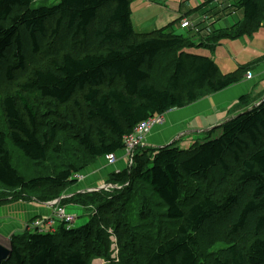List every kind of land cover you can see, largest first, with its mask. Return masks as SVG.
<instances>
[{"label": "trees", "instance_id": "1", "mask_svg": "<svg viewBox=\"0 0 264 264\" xmlns=\"http://www.w3.org/2000/svg\"><path fill=\"white\" fill-rule=\"evenodd\" d=\"M32 1L0 0V87L17 83L20 88L2 100L7 131L0 129V187L22 194L21 199L35 192L33 199L58 201L57 208L75 204L101 210L79 224L76 219L69 226L62 222L54 232L26 227L1 264H88V257L107 258L112 233L107 221H117L118 228V221L129 218L150 222L153 208L161 209L160 220L173 228H158L157 236L151 224L144 227L150 230L144 233L148 248L141 253L142 264H264V101L248 111L245 104L219 125L220 132L212 129L186 148L175 143L136 147L128 167L106 178L114 187L68 198L61 190L76 184L79 172L97 158L125 150L124 137L142 122L241 82L253 63L224 73L210 56L184 49L207 46L212 51L222 39L256 32L264 0H234L225 9L217 8L221 3L216 0L212 11L203 12L210 15L209 25L203 19L194 22L187 27L189 36L175 33L177 20L136 32L134 0H59L38 7ZM236 10L241 16L234 24L212 27L217 13ZM202 24L210 30L200 36ZM28 94L36 95L41 106L83 107L86 124L68 111L43 122L47 111ZM62 132L66 137L58 139ZM8 142L36 168L51 158L65 161L26 177L12 162ZM4 192L0 205L8 203L5 198L15 199ZM115 199L123 211L114 207Z\"/></svg>", "mask_w": 264, "mask_h": 264}, {"label": "crops", "instance_id": "2", "mask_svg": "<svg viewBox=\"0 0 264 264\" xmlns=\"http://www.w3.org/2000/svg\"><path fill=\"white\" fill-rule=\"evenodd\" d=\"M226 2H231L234 0H225ZM205 0H196V6L194 7L195 10L188 12L187 14H183L178 12V15H175L176 12H173L171 16L167 17V21H171L174 17L176 18L177 22L174 24V30H186L187 35L189 36L190 32L187 28L180 27V16H185L190 21H200L201 20V13L211 10L214 6L213 2H209L207 4L204 3ZM157 4V3H155ZM200 7L199 9H196ZM231 10V9H230ZM179 11V10H178ZM132 13V12H131ZM241 16L240 10L233 11L231 14L229 11L219 12L217 13V21L213 24L212 27L218 29L220 27H227L234 22H236ZM171 17V18H170ZM169 19V20H168ZM133 23V20L131 18ZM142 20L137 21L136 25H140ZM162 21V20H161ZM163 23V22H161ZM145 27L146 24H144ZM137 26L133 28L136 31ZM141 27V26H139ZM158 25L155 23L150 28H137L138 33L149 32L152 30H156ZM206 24L200 25V36L208 33L210 30L209 28H205ZM262 27V32L258 33ZM211 28V27H210ZM264 18L260 22L259 28L256 32L252 33L250 38H255L253 35L258 33V38L261 40V44L257 48H250L252 46L251 43L246 50L249 52V56L244 60L243 63H253L255 67L249 71L251 75L250 78L244 77V79L236 83L235 85L226 88L223 91L206 94L201 99L181 108V109H174L167 112L164 115V123L158 127L157 129L153 130L148 137L144 139V145L151 146V147H158L162 145H167L170 140L175 139L177 137V144L182 148L188 147L192 144L195 140H203L207 136V132H210L214 129L215 132H220L218 128L220 124L224 121L228 120L231 116L236 115L241 110L245 108V104L250 107V105L254 104L255 102L259 101V99L264 97V59L261 57L264 55ZM181 33V31H179ZM257 36V35H256ZM246 46V45H245ZM216 47V46H215ZM214 47V49H215ZM202 47L198 46L195 49V46L187 47L184 50L191 53H200L201 55L210 56L215 62L214 55L207 54L204 51L200 50ZM213 49V50H214ZM216 50V49H215ZM225 59H228L226 56ZM229 63H232L235 67L242 64L238 63L237 60H231ZM217 64V62H216ZM218 65V64H217ZM219 67V65H218ZM221 70V68L219 67ZM233 69V68H232ZM235 70V68H234ZM222 71V70H221ZM233 71V70H232ZM226 73V72H224ZM248 73V72H247ZM246 98H245V97ZM245 99V103L241 102V99ZM258 99V100H256ZM256 100V101H254ZM253 101V102H252ZM116 160L113 163H108L104 157L97 158L91 166L85 169L83 172H80V176L78 178V182L73 186V190L69 189L65 196L89 191L84 190L85 188L88 189L89 187L95 188V186L99 187H107L106 178L111 172L122 170L128 167V159L125 155V150H119L115 154ZM91 171L87 173L86 171ZM83 173V174H82ZM91 178V179H90ZM90 179L88 182L87 180ZM87 181V184L83 182ZM106 183V185H104ZM70 186V187H72ZM109 186V185H108ZM77 189V190H76ZM96 189V188H95ZM76 190V191H75ZM91 190V189H90ZM71 191V192H70ZM70 192V193H69ZM64 197V195L62 196ZM61 197V198H62ZM5 210L7 213L5 215L0 216V231L9 232L11 231H21L24 228V225L27 224L28 221H32L34 218L39 217L43 218L46 216H53L57 210V203L52 202H39L32 198L30 202L22 204V201L18 202H11L7 203L5 206ZM81 207V206H80ZM65 210L70 213H76L77 217L80 214L79 206H67ZM77 219V218H76ZM81 219L80 217L78 218ZM29 223V222H28ZM21 228V229H20ZM13 230V231H12Z\"/></svg>", "mask_w": 264, "mask_h": 264}, {"label": "rangeland", "instance_id": "3", "mask_svg": "<svg viewBox=\"0 0 264 264\" xmlns=\"http://www.w3.org/2000/svg\"><path fill=\"white\" fill-rule=\"evenodd\" d=\"M58 1L59 0H33L32 6L33 7L50 6V5L56 4ZM214 1H216V0H212V1H206L205 0L204 3L207 4L209 2H214ZM218 2L221 4H218L217 8H219L220 5H222V7H224V9L227 7V5H226L227 2H225V0H218ZM155 3H157V4H155ZM195 6H196V0H134L131 2V12H132L131 18L133 20L132 25L134 24V26H137L135 28L136 31H137V28L138 29L147 28V27L150 28L155 23L158 25L157 29H160V28H163V27L169 25L171 22H176L175 17L171 21H167V17L171 16V14L173 12H176V13H175V15H172V17L178 15V12L183 13V14H187L188 12L192 11V9H194ZM209 16L206 13H201V19L206 21L205 23L207 25H209V23H210ZM180 18L181 19H188L185 16H180ZM139 20H142L140 25H136L137 21H139ZM161 22H163V23H161ZM190 22H191V26H192V24L196 21L191 20ZM144 24H146L147 27H145ZM139 26H141V27H139ZM179 31H181V33H183V34L187 33L186 30H179ZM179 31H176L175 33H178ZM261 32H262V27H260V30L258 33H261ZM258 33H255L253 35L255 38H253V37L250 38L249 35H242L241 37L235 38V39H222V40H220V43L215 47L216 50L214 49L211 51L207 46H201L202 48L200 50L204 51L205 53H207L209 55L213 54L214 59L216 60L219 67L221 68L222 72H226V73L231 72L232 70H234V68H236V65L234 67V65L232 63H229V61L237 60L238 63L245 62L244 60H246V58L249 56V52L246 50V47H248L249 44L251 43L252 46H249L250 48H252V47L257 48L261 44V40H259V38H258ZM196 47H198V46H195V49H196ZM198 54H200V53H198ZM225 56L228 59H225L224 58ZM247 74H246L247 78L251 77V76H247ZM19 90H20V88H19L17 83L11 89L6 88V87H0V129L7 131L5 116H4L3 108H2L3 97L6 95H11V94L16 95L17 91H19ZM203 96H205V94H202L199 97V99H201ZM28 98L37 107H39V109L41 108L43 111H47L46 115H44L45 118H42L43 122H50L48 120V118L58 119V116H61L60 113L63 114V112L68 111L67 113L70 114L69 116H74L79 122H81L83 124L85 123V113H84L83 107L75 109L74 107L72 108L71 105H68L65 107H57V106H54L52 104H48V105L43 104L41 106L40 99L36 95L28 94ZM261 99H259V101ZM256 100H258V99H256ZM256 100H254V101H256ZM259 101H257V102H259ZM257 102H255V103H257ZM70 109H71V111H70ZM43 111L39 112V114H41L40 116H42ZM53 123H54V121H53ZM160 126L161 125L151 126L149 130L144 132L143 136L148 137L149 134H151V132H153V130L157 129ZM216 133H218V132H215L214 134H216ZM65 137L66 136L62 132V135L59 134L57 138L63 139ZM177 137H175V139L170 140L168 144H171V143L177 144L178 143L176 141ZM141 145L144 146L143 140L137 144V147H139ZM65 146H66V144H65ZM7 148L11 153H13V161L12 162H14V163L16 161L18 162V167H19L20 173L26 177H28L30 175V173H33L34 175H38V174L42 175L46 172L45 169H46L47 165H50V166L59 165V164L61 165V160L65 161L64 157H62L60 160H59V158H51L49 164H48V161H45L42 164L40 163V166H38L36 168L34 164L24 160V157L22 158L21 154H19L16 150H14L12 148L10 142H8ZM78 154H80V153H78ZM80 155H82V154H80ZM73 156H74V153H73ZM90 166H91V164H89L84 169H87ZM83 170H81V171L83 172ZM86 172L90 173L91 171H89V169H88V171H86ZM90 179H88L87 181L90 182L89 181ZM87 181H84L83 183L87 184L86 183ZM106 183H108L107 180H106ZM106 183H104V185H106ZM106 186H107L106 188L104 187L105 189H108L110 187H114L110 184H109V186L108 185H106ZM101 187L95 186L96 189L95 188L92 189L93 187H89L88 189L85 188L84 190H89V191L95 190V191H97V190H100ZM69 189L73 190L74 188L72 186V187H65V188L61 189L63 191V195H64L63 198H68L70 196V195L65 196V194L68 193L67 191ZM5 190H8V189H4V188L0 187V193L4 192ZM117 191H119V189H115L113 192H109V193H111L110 195H113ZM4 194H15L14 201H12V200L9 201L7 198H5L6 201H8V203H11V202H18L19 203V201H22V204L30 202L32 200L31 196L36 195L35 192L28 193L29 197H24L23 199H21L19 197H21L22 194L12 193L11 191L10 192H8V191L4 192ZM57 202H55V203H57ZM53 203H54V201H53ZM112 203H113L114 207H119V209H117L118 212H120L121 209L123 211L122 204H120L121 202H119V204H117L118 202L115 199V203H114V201H112ZM68 204L69 203H67V205ZM71 205L76 206L75 204H71ZM109 205L110 204H106L105 208H108ZM5 206H7V202L6 203L2 202V204L0 205V216L5 215V213H7V210H5V208H6ZM69 206L70 205H68V207ZM94 206L95 205L87 206L86 208L85 207H79L80 208V211H79L80 214H78V217L76 219V221L78 222L77 224H79L82 221L83 222L86 221L88 219V217H92L96 213L97 210L98 211L101 210L100 207H99V209H96ZM65 207H67V206H65ZM135 208L138 209L137 206ZM110 209H112V207ZM153 210H154V213H153V215L150 216V218H151L150 222H148V220H146V219H145L146 222H143V220L135 221L134 219L129 218V221L127 220V222H125L124 220L118 221V223H120L119 228H118L116 226L117 221H110V222L107 221V228L109 227L108 229L112 230V233H110L111 237H109V240L106 244V246L108 247V253H109L106 255H108V257L105 258V256H102L105 254H101V255L97 254L98 255L97 257H92V258L88 257V264H142V262L140 261L141 260L140 257H142L141 253H144L145 248H148L147 247L148 246V240L146 237L147 234H144V233L146 231L150 230V228L147 229L144 227H146V225L150 226V224H151V229L154 232L153 235L155 234L157 236L159 235V233H161L160 230L158 232V228L159 229L161 228V231H163V232L168 231V230L170 231L173 228L171 226L172 224L170 222H167L166 220L165 221L160 220L162 217V210L161 209H159V208L154 209L153 208ZM85 214H88V216H86ZM124 214L127 215L126 210H124ZM48 217H50V216H48ZM79 217L81 218L80 220L78 219ZM38 218L39 217H36L33 220L35 221ZM110 218L111 219L113 218L112 215ZM105 219H106V215H105ZM32 221H28L29 223L27 222V224L24 225L23 230L26 229V227L30 229V223ZM94 223L96 226V223H97L96 218L94 220ZM136 223L139 225L134 226V224H136ZM23 230H21V231L16 230L12 233H11V231H9V232L0 231V244L4 245L7 248L11 247V244L13 241L17 242V244H18L20 238L24 236ZM152 231H150V233L148 234V237H149V235L152 234ZM117 232L119 235H115V233H117ZM20 233H22V234H20ZM150 241L151 240H149V245L151 244ZM102 250H104V249H102ZM140 251H142V252H140ZM97 253H102V252L98 251Z\"/></svg>", "mask_w": 264, "mask_h": 264}, {"label": "built area", "instance_id": "4", "mask_svg": "<svg viewBox=\"0 0 264 264\" xmlns=\"http://www.w3.org/2000/svg\"><path fill=\"white\" fill-rule=\"evenodd\" d=\"M180 26L181 28H187L191 26V22L188 19H183L180 22ZM247 76H251V75L248 73ZM163 123H164L163 115L155 116L139 124L135 128L132 134L124 137V141L126 144L125 155L129 163L131 162V157L137 147V144L141 142L142 140L144 141L145 139V137L143 136L144 132L149 130L150 127L153 125H162ZM105 159L110 164L116 160V157L115 155L110 154V155L105 156ZM76 218H77L76 213H70L66 211L64 208H57L53 216H50V217L46 216L43 218H38L35 221L33 220L30 223V229H38L39 231H43V232H54L56 228L60 225V223L63 222L69 226V225L74 224V221Z\"/></svg>", "mask_w": 264, "mask_h": 264}, {"label": "water", "instance_id": "5", "mask_svg": "<svg viewBox=\"0 0 264 264\" xmlns=\"http://www.w3.org/2000/svg\"><path fill=\"white\" fill-rule=\"evenodd\" d=\"M262 101H264V97L259 102L254 103L253 105H251L250 107H248L246 110L248 111V110H250V109L258 106ZM236 116L237 115H233L228 120H230V119H232V118H234ZM228 120H226V121H228ZM226 121H224V122H226ZM163 146H165V145L158 146V148L159 147H163ZM101 188H103V187H101ZM10 253H11L10 248H7L4 245L0 244V264H1L2 261H4L10 255Z\"/></svg>", "mask_w": 264, "mask_h": 264}]
</instances>
